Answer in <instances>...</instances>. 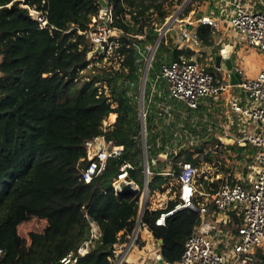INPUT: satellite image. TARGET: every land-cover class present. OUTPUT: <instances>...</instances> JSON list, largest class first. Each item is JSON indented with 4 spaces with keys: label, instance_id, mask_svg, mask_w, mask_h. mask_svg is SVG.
Masks as SVG:
<instances>
[{
    "label": "trees",
    "instance_id": "obj_1",
    "mask_svg": "<svg viewBox=\"0 0 264 264\" xmlns=\"http://www.w3.org/2000/svg\"><path fill=\"white\" fill-rule=\"evenodd\" d=\"M107 1L111 25L121 34L112 53L107 49L89 59L94 46L80 32L99 17L97 0H0V264H60L71 252L75 264H112L115 244L128 241L136 228L146 186L152 194L165 192L175 180L176 198L165 208L147 209L143 224L162 242L163 258L178 262L203 222L202 203L226 182L202 178L201 187L195 182L202 193L194 195L196 209L175 212L157 225L181 203L182 165L188 162L198 173L207 164L220 166V144L206 141L207 125L199 121L203 105L192 109L173 98L160 77L163 64L195 55L191 48L179 50L167 35L146 80V147L143 140L140 99L148 47L172 13L168 1L178 8L185 0ZM23 4L45 12L49 29H41ZM218 4L194 0L185 15L216 16L222 11ZM215 33L202 24L197 28L204 46L212 45ZM208 70L219 77L214 67ZM109 119L116 121L106 129ZM101 136L122 153L107 158L105 169L87 184L85 145ZM229 148L245 150L238 143ZM125 164L132 166L127 181L139 189L134 197H120L114 187ZM87 216L102 234L82 256L78 249L90 237ZM34 219L45 221V228L22 237L20 225Z\"/></svg>",
    "mask_w": 264,
    "mask_h": 264
},
{
    "label": "built area",
    "instance_id": "obj_2",
    "mask_svg": "<svg viewBox=\"0 0 264 264\" xmlns=\"http://www.w3.org/2000/svg\"><path fill=\"white\" fill-rule=\"evenodd\" d=\"M217 5L221 8V13L216 16L203 15L198 19L194 18L195 12L192 11L188 16L185 15V7H181L176 14H171L166 23L158 29L159 37L154 46H149V54L146 58L145 70L149 73L152 66L154 56L161 40L172 31V25L176 22L180 24V38L186 45L199 47L201 42L197 35V28L200 24L211 27H224L226 30H236L240 33L241 39L244 40L248 47L258 48L264 54V12L254 10L253 2H259L264 5V0H218ZM194 4V0H188L186 4ZM27 8L31 16L39 23L41 29H49V21L45 12L31 8L23 4ZM191 17V20H185ZM114 15L112 8L102 9L99 17L93 20L89 29L80 32L85 34L94 46L96 52L100 48V52H91L89 59L104 53L108 49V53H112L117 43L115 37L120 36V32L112 27ZM121 56H118V59ZM144 70V71H145ZM219 71H221L219 69ZM144 75V74H143ZM226 79H219L215 74L208 70V66L199 64L196 60L186 59L183 57L180 61L165 63L161 66L160 77L167 80L169 91L173 98L184 101L190 108L197 109L205 100L219 102L221 98L232 92L234 88H238L247 96L249 105L242 106L241 101L232 103V111L234 114L247 119L257 126L253 132L244 137L238 138L239 143H249L257 148L258 153L255 155L250 169L255 172V176L248 188L243 184L235 186L225 184L218 192L212 195V202L216 209L224 215L234 206L243 208L242 224L238 228V240L230 249L228 254L218 251L213 240L201 232L199 229L188 239L181 260L175 263L164 261V264H256V251L264 245V66L254 78H246L241 82L234 83V75H227ZM142 90L146 83H143ZM142 120L145 119L144 109L141 111ZM114 121L110 119L105 122L104 127L107 129ZM99 139H103L104 147L98 155H94L93 150ZM85 150L87 151L90 165L83 172V180L89 184L94 177L100 174L106 165V160L112 155H121L120 148L111 150V144L106 142L104 136L96 137L86 142ZM180 173L181 184V203L177 204L174 210L162 214L157 220V225H165L166 219L175 212L194 208L196 209L193 198L198 192L195 178L198 176V169L192 164L186 162L182 165ZM130 164H125L121 168L119 180L115 183V190L121 191L125 184L131 183L127 181L128 172L131 168ZM147 172L148 169H147ZM150 190L148 186L145 188L144 196H148ZM142 201H139L140 211L138 221L134 232L128 236V241L118 242L115 244L117 257L112 260V264H125L127 257L134 248H140L141 230L145 228L143 217L144 209H141ZM202 214L207 212L206 205L201 207ZM90 229V237L78 249V254L84 256L88 254L96 246V238L102 234V230L98 223L87 216ZM147 230V229H146ZM148 231V230H147ZM150 234V232L148 231ZM123 234V232L121 233ZM151 235V234H150ZM152 236V235H151ZM154 239V237H153ZM74 252L65 256L60 264H75Z\"/></svg>",
    "mask_w": 264,
    "mask_h": 264
},
{
    "label": "crops",
    "instance_id": "obj_3",
    "mask_svg": "<svg viewBox=\"0 0 264 264\" xmlns=\"http://www.w3.org/2000/svg\"><path fill=\"white\" fill-rule=\"evenodd\" d=\"M253 5L254 10L264 12V5L256 1L255 3L253 2ZM189 18L190 20L192 19L191 17ZM213 29L216 33L211 46H188L182 42L178 30L172 29L173 32H168L167 37H170L173 43L179 46V50L191 48L195 52L193 58L202 60V63L196 61L203 66L214 67L215 73L221 80L228 78L227 75H234L235 73H239L242 76V80L256 77L264 66V54L258 48L248 47L236 30H226L224 27ZM227 47L231 48V53L236 61V67L233 72H226L223 69L219 71V68L216 67V56ZM246 96L244 92L234 88L232 92L225 94L219 102L205 100L201 103L203 105L201 110L203 118L200 117L199 121H203V123L205 121L207 125L206 141L212 140L220 144L217 148L222 153L220 166L216 162L206 165L207 168L211 169L210 177H206L211 182L224 179L226 180L225 184H243L248 188L251 186L255 172L249 167L258 150L249 143H239L237 139L250 134L257 129V126L252 122H244L242 117L233 113L231 106L235 101H241L242 106L249 105ZM230 143H238L245 150L240 153L233 152L229 148ZM251 149H255L253 154L250 152ZM197 193L202 194L199 189ZM212 195L201 205H206L207 212L202 214L203 222L197 229L213 240L219 252L228 254L238 240V228L242 224L243 208L234 206L222 215L213 204ZM150 238L151 241L149 243L143 239L140 241V248H134L135 253L133 250L128 255L125 264H160L159 257L162 256L163 258L162 242L156 241L151 235ZM256 256V264H264V245L257 249ZM163 260L165 261L164 258Z\"/></svg>",
    "mask_w": 264,
    "mask_h": 264
},
{
    "label": "rangeland",
    "instance_id": "obj_4",
    "mask_svg": "<svg viewBox=\"0 0 264 264\" xmlns=\"http://www.w3.org/2000/svg\"><path fill=\"white\" fill-rule=\"evenodd\" d=\"M187 2H188V0H185L182 3V5H180L178 8H176L175 5L170 6L171 1H168L166 6H168L172 10L171 14H173V13L176 14V13H178V11L181 7H185L186 10L190 7H193L194 4H190V3L186 4ZM187 19H188V17H186V20ZM189 20H190V18L188 19V21ZM179 25L180 24L176 22L175 24L172 25V29L178 30V34L180 35ZM171 32H173V31H171ZM165 37H166V35L164 36V38ZM168 38H170V37H168ZM93 52L95 53V51H93ZM192 59L197 60L200 63L203 62L202 60H199L198 58H192ZM0 62H1V58H0ZM106 62L107 61L104 60V64ZM115 66L118 67L119 64L117 62H115ZM140 105H141V99H140ZM243 120H244V122H247V123L250 122L247 119H243ZM210 173H211V169L207 168L206 165H204L201 168V171L199 172L198 178L197 177L195 178V182L198 184V187L199 186L201 187V185H202L199 180L202 178H206V177L209 178ZM176 182H177V180L173 181L171 183V187L167 188L165 190V192H157L154 194H152L150 192V194H148V196H146V197L144 196V194H145V190H144V192L142 193L141 198H140V200L142 201L141 209H144V211H146L147 209L154 210V209H159V208H165L170 200L176 198V193L173 191V188H172L173 186L176 185ZM45 226H46L45 221H40L37 219L30 220V221H27V222L23 223L22 225H20L19 233L22 237L29 238V234L31 232H40L45 228ZM141 237L147 243H149V241H151L150 234L148 233V231L145 228H142V230H141ZM134 253H135V250H134Z\"/></svg>",
    "mask_w": 264,
    "mask_h": 264
},
{
    "label": "water",
    "instance_id": "obj_5",
    "mask_svg": "<svg viewBox=\"0 0 264 264\" xmlns=\"http://www.w3.org/2000/svg\"><path fill=\"white\" fill-rule=\"evenodd\" d=\"M98 3L100 4L102 9H108L110 8V4L107 0H97ZM100 48H98V50L95 52H100ZM216 61V67L219 69H223L224 71L228 72L231 71L233 72L234 68L236 67V61L231 53V48L227 47L225 49H223L215 58ZM235 78L233 79L234 83H236L237 81H242V76L239 73H235L234 74ZM148 77V71L147 68L144 72L143 75V83H146ZM144 90L145 87L143 86V90L141 93V109H144ZM143 124V140L145 142V147H146V129H145V122H142ZM104 147V141L103 139H99L98 142L95 144L93 153L94 155H98L99 153H101L102 149ZM139 193V189L135 186H133V184L131 183H127L125 184V186L123 187V189L121 191H118V195L120 197H134L135 195H137ZM160 258V264H164V260L162 258V256L159 257Z\"/></svg>",
    "mask_w": 264,
    "mask_h": 264
},
{
    "label": "bare ground",
    "instance_id": "obj_6",
    "mask_svg": "<svg viewBox=\"0 0 264 264\" xmlns=\"http://www.w3.org/2000/svg\"><path fill=\"white\" fill-rule=\"evenodd\" d=\"M100 237H101V235H100V236H98V237L96 238V240H97V239H99Z\"/></svg>",
    "mask_w": 264,
    "mask_h": 264
}]
</instances>
